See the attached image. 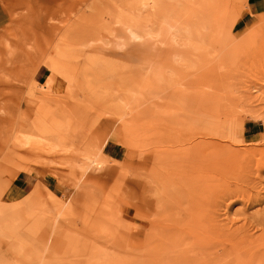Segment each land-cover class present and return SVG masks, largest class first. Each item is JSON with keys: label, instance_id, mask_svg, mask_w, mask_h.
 <instances>
[{"label": "rangeland", "instance_id": "1", "mask_svg": "<svg viewBox=\"0 0 264 264\" xmlns=\"http://www.w3.org/2000/svg\"><path fill=\"white\" fill-rule=\"evenodd\" d=\"M262 219L264 0H0V264H264Z\"/></svg>", "mask_w": 264, "mask_h": 264}, {"label": "crops", "instance_id": "2", "mask_svg": "<svg viewBox=\"0 0 264 264\" xmlns=\"http://www.w3.org/2000/svg\"><path fill=\"white\" fill-rule=\"evenodd\" d=\"M249 11L252 12L251 9H249ZM249 11L243 14L241 18L236 23L233 24L231 28V33L234 37H241L250 28L258 24L257 17ZM35 76L38 79L43 78L45 76V73H43V68L39 67L36 71ZM258 127H259L258 123L253 120L245 121L243 126V134L245 135L257 134ZM35 183H36V177L34 175L21 171L13 178L11 189L13 194L15 195L25 194L26 192L32 189ZM149 209L150 207L148 205L139 203L136 211L140 213H147L149 212Z\"/></svg>", "mask_w": 264, "mask_h": 264}, {"label": "bare ground", "instance_id": "3", "mask_svg": "<svg viewBox=\"0 0 264 264\" xmlns=\"http://www.w3.org/2000/svg\"><path fill=\"white\" fill-rule=\"evenodd\" d=\"M151 6V4L150 3H148V2H142L141 3V6L139 7V9H138V13H143V16H141L142 17V21H143V23L145 24V27L147 26V21H149V14H150V10L151 9H149V7ZM132 11V10H131ZM130 12V11H129ZM136 12V11H135ZM145 13V14H144ZM137 15V14H136ZM136 15H135V17H136ZM139 15V14H138ZM163 23H166V27H167V35H168V37H169V39H171V41H174V43H177L178 45L179 44H182V42H180V39H179V35H178V29L175 27V26H172V25H170L169 23H167V22H163ZM146 31H147V29H146ZM147 33V32H146ZM149 33V32H148ZM149 148V147H148ZM154 148V147H153ZM152 148V149H153ZM155 152V151H154ZM153 155V154H152ZM209 155V154H208ZM89 156V155H88ZM145 156V155H144ZM195 156V155H194ZM88 158V157H87ZM152 159V158H151ZM150 159V160H151ZM85 168L86 169H89V170H92V171H101L103 168H104V163L101 161V160H99V159H96V156H95V158H88V162L86 163V166H85ZM145 168H146V166H145ZM150 173V172H149ZM148 173V174H149ZM215 173V172H214ZM155 174V173H154ZM216 174V173H215ZM150 175H151V173H150ZM157 175V174H156ZM188 175V174H187ZM153 176V175H152ZM182 176V175H181ZM200 176V175H199ZM186 177V176H185ZM160 180V179H159ZM166 181V180H165ZM167 182V181H166ZM167 184V183H166ZM180 186V185H179ZM180 188V187H179ZM149 189V188H148ZM150 191V190H149ZM215 192V191H214ZM216 193V192H215ZM213 194V193H212ZM211 195V194H210ZM212 196V195H211ZM208 199V198H207ZM60 200V199H59ZM56 201H58V200H56ZM65 202L66 201H63L62 203H63V205L65 204ZM61 203V202H60ZM61 203V204H62ZM186 204H184V206H185ZM61 207H62V205H61ZM54 209V208H53ZM191 209V208H190ZM191 211V210H190ZM216 211V210H215ZM214 212V211H213ZM210 213V212H209ZM192 214V213H191ZM193 215V214H192ZM195 216V215H194ZM206 216H207V214H206ZM205 216V217H206ZM199 217V216H198ZM201 217V216H200ZM204 217V218H205ZM211 217H213V215L211 216ZM190 218V217H189ZM192 218V217H191ZM170 219H172V218H170ZM202 219H203V217H202ZM209 218H207V220H208ZM169 220V219H168ZM198 220V219H197ZM152 221V220H151ZM170 221V220H169ZM200 221H201V219H200ZM214 221V220H213ZM262 221H264V219H262L261 220V222ZM155 222V221H154ZM168 222V221H167ZM185 222V221H184ZM199 222V221H198ZM203 222H205L204 221V219H203ZM211 222V220L209 221V223ZM217 222V221H216ZM156 223V222H155ZM207 223H208V221H207ZM211 223H213V222H211ZM215 224H217V223H215ZM262 224H264V223H262ZM175 225V224H174ZM199 225V224H198ZM203 225H205V224H203ZM209 225V224H208ZM212 225V224H211ZM159 226V225H158ZM181 226H182V224H181ZM212 226H214V228H215V231H216V229H218L217 227L219 226V228H220V225H218V226H215L214 225V223H213V225ZM211 226V227H212ZM225 226V225H224ZM223 226V227H224ZM252 226V225H251ZM180 227V226H179ZM202 227V226H201ZM206 227H207V225H206ZM209 227V226H208ZM210 227V228H211ZM222 227V226H221ZM222 227V229H226V230H229V228H228V226L225 228H223ZM244 227V226H243ZM247 227V226H246ZM253 227V226H252ZM245 228V227H244ZM154 229H155V227H154ZM153 229V230H154ZM161 229V228H160ZM194 229V228H193ZM198 229V228H197ZM212 229H213V227H212ZM211 229V230H212ZM233 228H231V230H232ZM139 230V229H138ZM145 230V229H144ZM151 230V229H150ZM178 230V229H177ZM225 230V231H226ZM236 230H238L237 228H236ZM239 230H240V228H239ZM242 230V229H241ZM246 229H244L243 231H245ZM152 231V230H151ZM176 231V230H175ZM175 231H174V233H175ZM201 231V230H200ZM213 231V230H212ZM214 231V234L217 232H215ZM219 231H221V228L219 229ZM242 231V232H243ZM154 232V231H153ZM157 232V231H156ZM161 232V231H160ZM168 232V231H167ZM209 232V231H208ZM211 232V231H210ZM222 232V234L221 235H223L224 234V231H221ZM220 232V233H221ZM168 233H170V232H168ZM192 233V232H191ZM231 233H232V231H231ZM245 233V232H244ZM243 233V234H244ZM227 234V233H226ZM247 234V233H246ZM249 234V233H248ZM157 235H159L158 233H157ZM216 235V234H215ZM228 235V234H227ZM154 236V235H153ZM183 236V235H182ZM217 236V235H216ZM220 236V235H219ZM226 236V235H225ZM247 236V235H246ZM250 236V235H249ZM211 237H213V236H211ZM224 237V236H223ZM227 237V236H226ZM229 237V236H228ZM239 237V236H238ZM241 237V236H240ZM239 237V238H240ZM258 237H261L260 235H258ZM190 238V237H189ZM206 238V237H205ZM243 238V237H242ZM251 238H252V236H251ZM194 239V238H193ZM204 239V238H203ZM227 239V238H226ZM234 239V238H233ZM232 239V240H233ZM236 239V238H235ZM261 239H262V237H261ZM202 240V239H201ZM212 239H210V241H211ZM254 240V239H253ZM152 241V240H151ZM190 241V240H189ZM204 241V240H203ZM210 241H208V242H210ZM213 241V240H212ZM256 241V240H255ZM255 241H253V242H255ZM258 241V240H257ZM142 242V241H141ZM153 242V241H152ZM206 242V241H205ZM232 242V241H231ZM247 242V241H246ZM207 243V242H206ZM260 243V242H259ZM198 244V243H197ZM203 244V243H202ZM246 244H244L243 246H245ZM249 245H252V244H249ZM248 245V246H249ZM143 246V245H142ZM242 246V247H243ZM209 247V246H208ZM252 248V247H251ZM204 249V248H203ZM215 249V248H214ZM211 250V249H210ZM210 250H209V252H210ZM256 250V249H255ZM207 251V250H206ZM212 251V250H211ZM243 251V250H242ZM241 251V252H242ZM205 252V251H204ZM246 252V251H245ZM217 253V252H216ZM231 253V252H230ZM230 253H228V254H230ZM252 253V252H251ZM208 254V253H207ZM241 254H243V252L241 253ZM245 255H246V253H244ZM254 254H256V252L254 253ZM253 254V255H254ZM259 254V253H258ZM257 254V255H258ZM251 255V254H250ZM249 255V256H250ZM239 256V255H238ZM241 257H243L242 255H240ZM252 256V255H251ZM240 257V258H241ZM245 257V256H244ZM257 257V256H256ZM255 257V258H256ZM232 258V257H231ZM259 257H257V259H258ZM246 259V263L248 264V263H250L249 261V259H248V257L247 258H245ZM249 261H248V260ZM234 260V259H233ZM244 260V259H243ZM262 260V259H261ZM248 261V262H247ZM206 262V261H205ZM257 262H259V261H257ZM254 264V263H253ZM257 264V263H256ZM258 264H260V263H258Z\"/></svg>", "mask_w": 264, "mask_h": 264}]
</instances>
